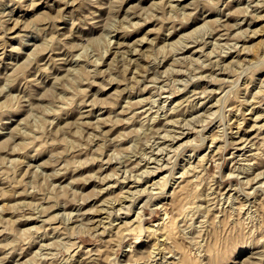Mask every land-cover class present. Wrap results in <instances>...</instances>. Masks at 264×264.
Returning a JSON list of instances; mask_svg holds the SVG:
<instances>
[{"label": "clouds", "instance_id": "1", "mask_svg": "<svg viewBox=\"0 0 264 264\" xmlns=\"http://www.w3.org/2000/svg\"><path fill=\"white\" fill-rule=\"evenodd\" d=\"M0 201V264H264V0H0Z\"/></svg>", "mask_w": 264, "mask_h": 264}, {"label": "rangeland", "instance_id": "2", "mask_svg": "<svg viewBox=\"0 0 264 264\" xmlns=\"http://www.w3.org/2000/svg\"><path fill=\"white\" fill-rule=\"evenodd\" d=\"M147 3H150V0H145V4H147ZM26 15H28V14H26ZM151 26V25H150ZM92 170H94V169H91V168H89V169H86L85 170V172H87V171H92ZM94 186V185H93ZM11 202H14V201H0V203H11ZM22 227H30V226H32L31 224H23V225H21Z\"/></svg>", "mask_w": 264, "mask_h": 264}]
</instances>
